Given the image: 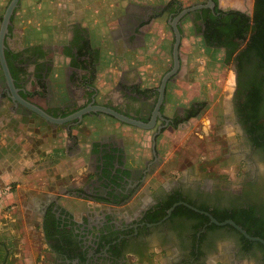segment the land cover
Wrapping results in <instances>:
<instances>
[{"label": "flooded vegetation", "instance_id": "1", "mask_svg": "<svg viewBox=\"0 0 264 264\" xmlns=\"http://www.w3.org/2000/svg\"><path fill=\"white\" fill-rule=\"evenodd\" d=\"M211 1L212 4L207 5V0L183 3L182 0H171L160 8L143 10L134 19L128 18L125 27L135 31L142 26L138 25V20L147 23L152 17L162 18L171 33V42L174 27L180 40L188 39L187 35L191 34L200 39L205 49L220 51L223 56L222 48L208 45L209 42L216 43L217 38L205 40L203 37L204 21L210 17L219 20L225 11L234 8H222ZM197 4L203 6L192 9ZM251 8L248 12L239 11L250 14ZM210 26L216 27V22ZM12 29L10 20L2 54L10 77L13 74L19 78L18 85L13 78L12 84L20 96V92H28L23 98L54 117H63L87 105L97 104L91 86L99 61L81 36L67 44H14L12 48L6 42ZM224 39L220 37L219 42ZM232 41L238 42L239 39L234 37ZM7 48L16 54L7 56L10 71L4 54ZM53 53H60L67 62L63 66L54 64ZM250 57L239 62L231 60L233 90L226 117L221 113L220 118L227 119L225 122L233 133L227 137L225 153L216 159L218 167L200 163L186 167L179 175L164 177L166 167L164 161L158 159L160 137L164 130H174L187 119L196 117L204 107L202 101L191 99L183 108L175 104L169 106L171 94L167 89L172 86L180 63L176 72L167 78L159 99V80L172 66L171 55L156 85L137 92L138 98L127 96L117 104L112 101L101 104L142 122L153 118L152 126L144 129L150 133L149 160L144 161L146 167H122L124 154L120 148L100 149L102 155L100 167L96 168L94 188L79 193L80 197L85 196L91 202L88 211L75 220L72 215L58 214L57 208L47 206L42 209L39 241L44 245L49 264H264L261 244L262 249L256 244L245 247L236 229L229 224L216 225L203 213L211 217L221 216L223 220H231L227 217L231 214L241 219V210L264 216V109L258 101L248 115L244 96L241 98L254 75L253 58ZM55 73L58 76L55 77ZM237 89L243 92L240 99H237ZM2 108L4 112L32 115L44 121L11 99L0 69ZM97 114L88 112L79 122L72 119L53 125L62 126L69 134L72 128L81 125L84 118ZM186 115L188 118L181 120ZM178 206L180 208L172 212ZM170 207L172 209L167 214ZM211 224L219 228H205ZM198 226L199 230L196 229Z\"/></svg>", "mask_w": 264, "mask_h": 264}, {"label": "crops", "instance_id": "2", "mask_svg": "<svg viewBox=\"0 0 264 264\" xmlns=\"http://www.w3.org/2000/svg\"><path fill=\"white\" fill-rule=\"evenodd\" d=\"M4 1L0 0V9ZM169 1L18 0L19 7L10 20L24 44H67L81 36L99 61L91 86L96 103L117 104L127 96L138 98L137 92L155 86L170 59L171 33L161 29L162 18L152 17L147 23L135 19L142 25L135 31L125 27L127 19ZM187 36L192 42L200 40ZM52 55L56 65L67 62L60 53ZM216 60L220 61L218 57ZM185 72L183 67L182 76ZM213 75L203 76L207 78L203 79L205 87L210 88L208 93L214 88ZM179 80L175 76L167 89L171 94L168 101L169 106L183 108L187 106L183 103L186 98L180 96L186 87ZM200 80L188 102L199 101L196 94L200 92ZM175 99L179 103H174ZM144 138L142 130L102 113L84 118L68 134L62 126L39 123L30 116L0 109V186L12 185L0 200V264H49L39 241L42 209L57 208L58 214L66 213L78 220L92 205L79 193L94 188L100 149L120 148L124 154L122 167H146L144 161L149 156L144 150Z\"/></svg>", "mask_w": 264, "mask_h": 264}, {"label": "rangeland", "instance_id": "3", "mask_svg": "<svg viewBox=\"0 0 264 264\" xmlns=\"http://www.w3.org/2000/svg\"><path fill=\"white\" fill-rule=\"evenodd\" d=\"M4 2V6L0 9V16L8 0ZM251 3L252 0H217L219 7L234 8L246 12L250 10ZM164 24L165 22L161 24V29L168 30L167 25L165 27ZM23 41V38L14 29L10 31L6 39L7 44L12 48L14 44L16 46L25 45ZM179 52L181 65L175 76L180 78V84L186 87L182 97L180 96V98H186L183 101L184 104H188L187 98L197 90L195 87L197 80L207 79L203 78L205 74H214L211 80L215 82L212 83L214 87L212 92L208 93L207 90L210 88L205 87L206 81L203 80L201 84L200 80V92L196 94V97L204 103L203 109L196 117L187 119L174 130L170 128L164 130L160 137L157 147L159 150L158 159L164 160L163 165L166 167L164 177L179 175L181 172L184 173L186 167L200 163L207 164L209 167H218L216 159L225 153L227 137L233 133L231 126L225 122L227 121L225 114L229 110V97L233 90L234 73L231 60L222 63L220 51H209L203 47L200 40L192 42L190 38L180 41ZM216 57L220 61L216 60L215 62ZM183 67L186 71L184 76H182ZM33 99L41 103L37 98ZM175 102L179 103L176 99ZM221 113L224 114L225 120L220 118ZM31 118L36 122L44 123L32 115ZM141 130L145 137L144 143L146 142L144 150L149 156L150 133L144 129Z\"/></svg>", "mask_w": 264, "mask_h": 264}, {"label": "trees", "instance_id": "4", "mask_svg": "<svg viewBox=\"0 0 264 264\" xmlns=\"http://www.w3.org/2000/svg\"><path fill=\"white\" fill-rule=\"evenodd\" d=\"M214 4L217 3V0H213ZM215 11L221 14L222 12L218 9ZM224 16H221V19L216 20L215 17H210L206 21H204V32L203 37L205 40L207 38L218 39L216 43L209 42L208 45L216 46L217 48H222L223 56L222 63H227L230 60H237L238 62L246 57L251 56L249 59L253 65V79L250 83H248V87L244 89L247 91L243 93L239 89L236 90L237 99H240L244 96V106L247 108L249 114L251 115V110L254 109L257 105L258 101L261 102V106L264 109V0H253L252 8L250 14H244L239 10H228L224 12ZM216 22V27H211L213 23ZM210 24V25H209ZM8 30L10 28L8 27ZM224 37L223 41L219 42V38ZM237 37L239 39L238 42L232 41V38ZM81 53V52H79ZM7 65L10 71V63L7 58L8 55L15 56L16 54L11 51V49L7 48L4 52ZM11 74V72H10ZM12 78L15 80L16 85H18L19 78L13 74H11ZM20 92L21 97L27 95ZM29 94V93H28ZM112 118L109 115H106ZM188 115H186L181 120H186ZM113 119V118H112ZM114 121H117L113 119ZM123 124V123H122ZM126 125V124H125ZM180 206V205H179ZM175 207L172 211H175L180 207ZM181 209H185L188 212L193 213L192 211L186 209V207L182 206ZM242 218L237 219L231 215H227L234 223L239 225L249 236H257L264 241V216L263 214L260 216H255L247 211L241 210ZM217 221H222L224 218L221 216L213 215ZM207 220V218H205ZM229 226V225H227ZM199 227H196L199 230ZM223 227V226H222ZM209 228H219L214 224L208 225L205 227ZM244 246L247 247L251 244H256L259 248L262 249V246L258 242L249 241L244 238L242 235L239 236Z\"/></svg>", "mask_w": 264, "mask_h": 264}, {"label": "water", "instance_id": "5", "mask_svg": "<svg viewBox=\"0 0 264 264\" xmlns=\"http://www.w3.org/2000/svg\"><path fill=\"white\" fill-rule=\"evenodd\" d=\"M17 4H18V0H8V2L6 3V5L3 9V12L0 16V69H1L2 75L4 76L5 81L9 87V90L11 92V99L15 103L26 108L30 112L34 113L36 116L42 118L44 121H46L48 123H52V124H61L64 122H68L72 119H75L76 122H79L81 120L83 114L88 113V112H98V113H102L105 115H109L113 119L117 120L120 123L135 126L138 128L148 129L152 126L153 118H151L150 121H148V122H142V121L137 120L133 117L122 114V113L112 109L111 107L99 105V104L87 105V106H85V107H83V108H81V109H79V110H77L71 114L63 116V117H54V116L46 113L38 105L32 103L31 101H29L26 98L21 97L17 93L16 88H14V86L12 84V78L10 77V75L8 73L6 63L4 61V57L2 54V50L4 48V37L7 33V26L10 24V16L12 15ZM211 4H212V1L207 0V5H211ZM201 6H203V5L197 4V5L193 6L192 9L197 8V7H201ZM179 41H180L179 33L176 30V28L173 27V41L171 43V50H170L172 66L167 72H165L161 76V78L159 80V84H158L159 99L161 97V94H162V91H163V88H164V85H165L167 78L170 75L174 74L178 68V65H179V52H178ZM151 141H153V140H151ZM152 144L153 143H151V145ZM171 209H172V207H170L167 210V214H169ZM203 213L206 214L209 218V221L213 222L214 224H216V225L229 224L234 229H236L242 236H244L246 239H248L250 241H257L264 247V241L261 238H259L257 236H249L240 226L236 225L232 220L227 219V220H223V221H217L213 217H211L209 214H207L206 212H203Z\"/></svg>", "mask_w": 264, "mask_h": 264}, {"label": "built area", "instance_id": "6", "mask_svg": "<svg viewBox=\"0 0 264 264\" xmlns=\"http://www.w3.org/2000/svg\"><path fill=\"white\" fill-rule=\"evenodd\" d=\"M11 189H12L11 184H5V185L0 186V200L2 199L4 195L9 193Z\"/></svg>", "mask_w": 264, "mask_h": 264}]
</instances>
